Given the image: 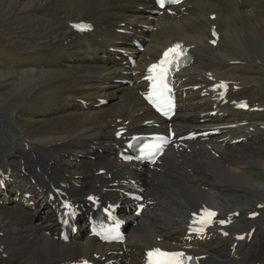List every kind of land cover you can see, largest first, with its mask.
I'll return each mask as SVG.
<instances>
[{
	"label": "bare ground",
	"instance_id": "obj_1",
	"mask_svg": "<svg viewBox=\"0 0 264 264\" xmlns=\"http://www.w3.org/2000/svg\"><path fill=\"white\" fill-rule=\"evenodd\" d=\"M174 10L157 11L152 0H0V180H8L0 192V264L94 255L97 264H142L153 247L185 248L203 264H264V219L248 218L264 217V179L255 174L264 173V0H190ZM73 22L88 30L76 32ZM174 43L193 62L177 75L170 126L177 136H213L177 142L152 169L139 170L117 153L129 136L166 127L140 94L148 65ZM221 83L225 105L211 90ZM242 99L247 111L231 105ZM119 130L126 133L116 139ZM135 179L148 204L139 217L120 209L123 245H101L80 217L67 243L55 239L61 194L78 199L79 209L89 195L123 203L118 192ZM246 193L254 205L236 203ZM203 207L238 216L196 239L187 225Z\"/></svg>",
	"mask_w": 264,
	"mask_h": 264
},
{
	"label": "snow or ice",
	"instance_id": "obj_2",
	"mask_svg": "<svg viewBox=\"0 0 264 264\" xmlns=\"http://www.w3.org/2000/svg\"><path fill=\"white\" fill-rule=\"evenodd\" d=\"M171 2H178V0H171ZM158 3L160 4L161 7H164V0H158ZM74 27L80 28L83 30L86 26L83 25H74ZM180 48V45H176L173 49H169L168 52L165 53V57L167 58L170 53H176L177 55H180L181 53L177 52V50ZM167 63V60L161 62V68L160 71L161 73H164L167 71L166 68L163 67V65ZM157 66L153 65L149 71H152L155 69ZM208 215H215L214 213H208ZM155 253L158 257L161 259L156 261V264H184L183 260L181 257H183V253L181 252H172V253H167V252H161L159 249L155 250ZM153 253H149V256H152ZM191 259V258H189ZM87 264V262H85Z\"/></svg>",
	"mask_w": 264,
	"mask_h": 264
},
{
	"label": "rangeland",
	"instance_id": "obj_3",
	"mask_svg": "<svg viewBox=\"0 0 264 264\" xmlns=\"http://www.w3.org/2000/svg\"><path fill=\"white\" fill-rule=\"evenodd\" d=\"M211 76L212 75H215V74H213V73H211L210 74ZM260 80H262V82L264 83V78H259ZM114 83H113V80H110L109 81V83H108V85L111 87V85H113ZM129 83L127 82V83H123V86H125V85H128ZM109 87V88H110ZM113 90V89H112ZM116 95V94H115ZM101 168H103L102 166H101ZM101 168H99V169H101ZM256 174V176L257 177H259V180L260 181H262L261 179H264V173H262L261 172V170L260 171H258V172H256L255 173ZM108 175H110V174H104V176L102 175V177H105L106 179H108V180H112V178H111V176H112V173H111V175L110 176H108ZM0 197H2V195L0 194ZM247 197H248V193H246V194H242L240 197H239V199H237L236 200V203H238L239 205L241 204V203H248V204H251V205H254V203L255 202H250V200L249 199H247ZM76 200H78V199H74L73 201H76ZM259 218V217H258ZM261 219H264V217H262ZM253 231V230H252ZM229 261V260H228ZM230 262V261H229Z\"/></svg>",
	"mask_w": 264,
	"mask_h": 264
}]
</instances>
